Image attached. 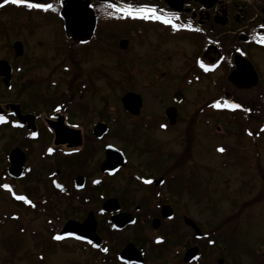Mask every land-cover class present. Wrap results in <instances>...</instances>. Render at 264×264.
<instances>
[{"label": "flooded vegetation", "instance_id": "obj_1", "mask_svg": "<svg viewBox=\"0 0 264 264\" xmlns=\"http://www.w3.org/2000/svg\"><path fill=\"white\" fill-rule=\"evenodd\" d=\"M3 2L0 0V4ZM31 2L50 3L55 11L12 4L0 7V66L12 69L10 85L1 75L0 83L10 91L15 78L20 77L26 88V74L30 72L27 84L35 87L32 99L21 98L23 87L15 101H1L4 94H0V115L7 117V123L0 124V131L4 136L9 133L14 141L13 148L5 154L7 165L1 173V189L13 198L18 212L14 219L28 217L35 223L34 264H246L239 257L246 254L234 246L237 238L229 234L230 219L216 224L211 220V228L206 229L184 198L188 194L197 198L200 192L195 184L198 157L190 155L204 141L209 143L212 155L216 152L228 159L223 167L235 165L243 172L256 169L257 175L262 174L264 0ZM124 3L154 6L178 25L190 24L191 28L176 31L159 22L124 18L108 7ZM125 52L127 57L122 54ZM201 61L209 66V71L200 67ZM119 63L127 69L143 67L148 86L169 77L181 82L167 92L171 88L162 81L166 84L161 87L164 95L157 96L161 102L155 109H149L148 100L136 92L129 93L140 95V112L130 113L123 105L132 123L125 130L122 125V130L130 140L137 142L138 132H177L175 139L184 153L163 149L164 141H143L141 151L147 159L148 154L159 151L155 157L160 162L157 167L162 168L160 173L154 174L146 164L133 161L128 151L115 142L118 137L112 133L108 120L86 126L82 120L89 109L85 105L77 108L70 80L58 99L49 94L58 87V82L51 79L55 71L68 76L76 74L82 98L83 92L87 94L93 87L92 73L97 79L104 75L108 79L105 68L109 65L112 69ZM176 65L187 69L186 73L176 76L175 68L160 70ZM87 66L89 69L84 70ZM44 67L52 69L45 76L40 71ZM135 76L130 79L134 81L138 78ZM36 86L47 90L37 92ZM197 86L195 106L202 104L189 108L187 102ZM225 100L238 103L241 108L223 107ZM217 101L222 105L219 109L212 107ZM11 106H19V114ZM56 108L60 111L56 112ZM78 110L81 121L74 120ZM218 118L226 127H233L231 132L220 126L213 129ZM203 119L212 127L211 133L201 128ZM113 121L116 123L117 119ZM32 133L37 135L33 137ZM243 136L252 141L255 156H251V164L248 160L242 164L244 157L229 145L214 147L215 138ZM221 147L225 149L223 153L218 150ZM49 148L54 152L49 154ZM238 148L248 149V143H240ZM16 150L18 165L23 161L18 177L10 173L11 156ZM97 180L99 184L94 183ZM145 180L152 183L146 184ZM5 184L12 191L5 189ZM17 195L26 196L35 207L17 200ZM256 199L255 204L247 205H257L260 199ZM247 207L250 206L240 208L241 215ZM56 235L64 239L56 241ZM77 236L84 239H76ZM157 239L162 242L157 243ZM104 248L108 251L104 252ZM254 264L263 263L256 260Z\"/></svg>", "mask_w": 264, "mask_h": 264}, {"label": "rangeland", "instance_id": "obj_2", "mask_svg": "<svg viewBox=\"0 0 264 264\" xmlns=\"http://www.w3.org/2000/svg\"><path fill=\"white\" fill-rule=\"evenodd\" d=\"M122 54L124 57H127L128 53L125 52ZM121 58L122 57H120V59ZM174 68L176 76H179V74H185L187 70L182 69V66L180 65H176L173 68L163 66L160 70H173ZM88 69L89 66L84 68V70ZM105 69L107 75H109L108 79L104 77L105 75L101 79H97L96 75L92 73V76L94 77V84H92L93 87H91L87 94H85L87 91H84L82 98L79 95L81 86L79 81L75 78L76 74L68 76L55 71L54 74L51 73V76H53L51 79L58 82V87L52 89L49 94L53 95L54 100L58 99L60 93L63 94L65 92L70 80L75 91V104L77 108L79 109L80 105H85L89 109V113H86L84 119L82 120L81 118L86 126L89 127L96 121L108 120V124L111 125L112 128V133L118 137L115 139V142L128 151L130 157L133 158V161L140 162V164H146L154 174L160 173L162 168L160 166L157 167L160 162L155 157L159 154V151L156 150L154 153L148 154L147 159L145 153L141 151L143 150V143L145 142L146 144H149L148 141H151L152 144L153 141H164L165 147H163V149L166 148L167 151H172L173 154L180 152L184 153L180 147V143L175 139L177 132L176 134L151 133L152 135L150 133L138 132L140 139L137 140V142L130 140V138L126 137V132L122 130V125H124L125 130L126 126H129L128 124L132 123L124 112L122 98L129 92L140 93L148 100L149 109H155V107H158L161 102L157 96L159 94H161V96L164 95L161 87L166 84L162 81L170 86V90L166 89L167 92H170L179 86V83H181L180 80L175 78L171 79L169 77L168 80L161 79L159 84L155 83L154 85L148 86L143 77L144 75H147L145 74L143 67L132 69L129 67L127 69L125 65H120L119 63L118 66L115 65L112 69L109 65ZM50 70L52 69L44 67L40 71L45 76ZM263 70L264 68H262V71ZM56 73H58V75ZM28 75H30V72L26 74L25 81H27L24 84L26 85V88L22 86L24 81H22L20 77L15 78L14 87L10 91L0 83V94L2 92L4 94L1 101L17 100L21 95L20 92H22V87L25 88V90L23 89L24 95L21 96V98L24 100H27L26 98L32 99L33 93H35V87L32 88V86L27 84L29 83ZM131 75H136L135 77L138 78L133 81L130 79ZM84 79L87 81L86 78ZM40 87H42V89ZM40 87H37L39 88L37 92H44L47 90L45 86ZM28 88L30 89L28 90ZM194 89L195 90L191 91V96L187 102L189 108H195L197 106H195V101L196 96L199 95V86ZM166 100H168V98H166ZM79 111L80 110H78L77 117L74 118L75 121H81L79 118ZM94 113L97 114L94 115ZM114 119H117L116 123L113 121ZM203 120L204 121L201 120V123L204 126L201 128L209 130L211 133L212 127L207 125L205 119ZM217 126L230 132L233 129V127L231 129L226 127L225 122L221 121L220 118L214 121L213 129L215 130ZM128 132L129 130L127 129V133ZM199 133L201 135L202 131ZM4 134L3 131H0V264H34L33 255L35 252V239L32 235V229H34L35 223H32L28 217L23 219L20 218L18 221L15 220L13 216L18 212L14 205L13 198H11V195L4 193L1 189V184L3 183L1 173L4 171L5 165H7L5 154L13 148L14 144V141H11L8 137L9 133L5 136ZM124 136L129 139H127V143L124 141ZM246 139L247 138H244V136L241 138L231 137L227 140L215 138L214 147L223 144L229 145L230 148L235 149V152H237L238 155L244 157L242 164L244 161L247 164V160L251 164V161L254 160L251 159V156L254 157L255 155L254 152L251 151L253 150V147L251 148L250 146L252 141ZM240 143H248V149L241 150L238 148ZM208 145L209 143L204 141V144H198V146L191 151L192 154L190 153L191 157H198L197 161L200 169L198 168L195 170L198 178L195 181V184L198 186L200 192H198L197 198H192L188 194L184 199L189 202L191 205V211L198 216L206 229L211 228L209 225L211 220H214V224H216L219 222L222 223L224 219L229 218V234L232 238H237L234 246L237 250L241 251V253L246 254V256H242L241 254L239 257H242L243 262L246 264H254L256 260H261L264 264V140L262 139V148L260 150L262 174L259 175H257L256 169L243 172L235 165L223 167V163L225 161L228 162V159L225 160L222 157L225 155L220 156L221 154L216 152L213 153V156L212 153L209 152ZM147 162L149 164H147ZM208 164L213 165L211 166L212 169ZM252 166H255V164L253 163ZM248 189H251L252 192L250 191L246 194ZM261 193L262 195L259 196ZM255 198L260 200L257 205L252 206V204H255ZM249 203L252 204L247 205ZM210 205H214V207ZM243 206L250 207H247V211L241 215L240 208ZM40 225L43 226L41 223ZM38 228L40 229L39 226ZM22 229H24L25 232L22 233ZM238 247H240V249H238ZM57 254L58 253H55L54 255ZM235 257L238 258L237 255Z\"/></svg>", "mask_w": 264, "mask_h": 264}, {"label": "snow or ice", "instance_id": "obj_3", "mask_svg": "<svg viewBox=\"0 0 264 264\" xmlns=\"http://www.w3.org/2000/svg\"><path fill=\"white\" fill-rule=\"evenodd\" d=\"M63 3V0H61ZM7 4H12L18 7H24L27 9H32V10H39L43 12H48L49 10L55 11L54 6L50 3H33L31 0H4L3 4H0V7H4ZM108 7L114 8L117 13H121L124 18H130L133 20H145V21H155L162 23L164 25L170 26L173 30L179 31L181 27L185 28H191V25H178L177 23L174 22V19L172 17H169L167 15L161 14L158 9L154 6H150L148 4H143L141 6H134L132 3H124L121 5H116V4H109ZM179 17L176 16L175 20H178ZM198 31V30H197ZM200 67L204 69L205 71H209V66L206 65L203 61L200 62ZM214 108H221L222 105L220 101H217L212 105ZM223 107L230 108V109H239L241 108V105L238 103H229L227 100L224 101ZM56 112L60 111V108L55 109ZM7 123V117L4 115H0V124H5ZM19 126V125H18ZM72 127H78L77 125H73ZM162 127H166L165 125H162ZM251 135V133H249ZM37 134L32 133V136L35 137ZM221 153L225 151L223 147L218 149ZM72 151L78 152L79 149H73ZM49 154L54 152V149L49 148L48 149ZM94 183L99 184L100 181H94ZM144 183L150 184L152 183L151 180H145ZM58 188H61L63 190L62 186L57 184L56 185ZM5 189H8L9 191H12L9 185L5 184L3 185ZM17 200L24 201L27 204H30L32 207H35V204L32 203L31 200H29L26 196L22 195H17L15 197ZM72 235V234H69ZM56 241H61L64 239L63 236L61 235H56L53 237ZM76 239H84V237L77 236L75 237ZM162 242L160 239H157V243ZM89 244L92 243L91 240L88 241ZM104 252H107L108 249L104 248Z\"/></svg>", "mask_w": 264, "mask_h": 264}, {"label": "water", "instance_id": "obj_4", "mask_svg": "<svg viewBox=\"0 0 264 264\" xmlns=\"http://www.w3.org/2000/svg\"><path fill=\"white\" fill-rule=\"evenodd\" d=\"M68 12V10H66ZM12 69L10 67H2L0 66V75L6 77V85H10V77H11ZM122 103L124 105V108L126 111L138 114L140 112V109L142 108V99L140 95L134 94V93H128L122 98ZM13 110L16 111L17 114H19V106H11ZM19 150H16L12 153L11 156V167H10V173L14 177H18L21 174V167L23 166V161L21 164L18 165V161H16L17 153ZM119 154L123 157V154L119 152Z\"/></svg>", "mask_w": 264, "mask_h": 264}]
</instances>
